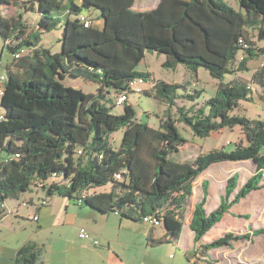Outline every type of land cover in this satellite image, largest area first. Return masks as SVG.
Here are the masks:
<instances>
[{
	"label": "trees",
	"instance_id": "trees-1",
	"mask_svg": "<svg viewBox=\"0 0 264 264\" xmlns=\"http://www.w3.org/2000/svg\"><path fill=\"white\" fill-rule=\"evenodd\" d=\"M237 3L244 14L222 0H159L146 12H134V0H0L3 49L13 56L0 96V150L4 152L0 206L6 199L36 190L45 196L41 202L46 204L40 206L57 196L101 216L114 214L135 223L153 219L157 225H148L147 245L166 242L177 246L198 176L215 163L250 161L255 167L253 175L230 199L238 180L232 174L223 199L209 214L204 208L208 183L202 182V197L194 205L189 224L194 249L186 259L199 264L208 260L213 249L264 236L263 225L244 234L227 232L203 241L233 205L264 188V121L232 114L240 102L255 99L251 85L264 90V62L252 73L251 85L236 78L249 70L250 60L264 59V47L252 48L247 32L256 29L264 39V0ZM9 7L16 15L6 13ZM90 8L100 11L99 27V23L92 26L90 15H82L83 9ZM19 11L36 13L35 31L22 14L17 15ZM58 26L62 28L61 51L51 53L42 46L41 35ZM25 50L29 54L22 55ZM147 51L164 55L165 68L182 65L195 74L202 68L220 81L215 96L206 101L207 112L202 107H179L178 122L199 138L239 127L245 144L241 140L230 151L211 150L192 162L173 161V154L180 153L186 143L175 120H161L160 129L155 130L136 122L132 106L126 104L127 93L132 92L129 82L151 79L137 70ZM225 75L234 77L223 82ZM65 76L95 83L98 93L84 94L64 86ZM177 89V85L158 80L152 82L151 91L141 93L172 106ZM110 94L118 95L117 99L126 96L121 114L111 113L107 106ZM198 95L181 98L193 100ZM257 96L264 103V97ZM119 130L122 139L113 149L109 140ZM107 184L109 191L92 192ZM2 212L0 207V216ZM157 226L165 233L153 240L152 228ZM39 254V248L29 242L17 251L15 264H40Z\"/></svg>",
	"mask_w": 264,
	"mask_h": 264
},
{
	"label": "rangeland",
	"instance_id": "rangeland-1",
	"mask_svg": "<svg viewBox=\"0 0 264 264\" xmlns=\"http://www.w3.org/2000/svg\"><path fill=\"white\" fill-rule=\"evenodd\" d=\"M27 1V0H24ZM140 1V0H137ZM228 6L233 8L235 11H241L244 14V11L240 10L237 0H222ZM142 5L132 8L134 12H139ZM8 15L16 14L15 9L9 7L5 9ZM92 13V15H91ZM22 14L23 20L27 22V25L30 27V30L35 31V22L37 21V15L34 11H19L17 13ZM82 15L88 16L91 19L92 26L95 27L96 23L101 21L100 11L95 8L83 9ZM248 37L253 43L252 48L261 49L264 47V39L259 38V31L256 29H248ZM62 38V28L58 26L51 32L43 33L41 35V44L44 48L50 49L53 53H59L61 51L60 40ZM244 53H240L239 56H243ZM11 54L7 49H3V41L0 35V76H6L5 62H12ZM165 56L157 54L154 52L147 51L145 52L144 59L138 65L137 70L149 74L151 77L150 80H147L143 88L147 91H151V86L149 85L153 81H162L168 84L177 85L178 89L176 91L177 99L175 104L169 106V104L156 100L152 96H147L144 93H127V103L132 106L135 112V121L143 124H147L152 129H160V121L167 118L175 120V127L179 135L186 140L185 145L182 147L180 153L173 154L172 160L175 162L187 161L192 162L200 154L207 153L211 150H220L224 149L230 151L241 142L245 144L243 135L239 127H234L233 129L225 128L220 132H215L209 135L206 138H199L194 136L190 128L184 123L178 122V112L179 107L187 110L190 107L195 109L202 107L205 112L208 111L206 101L211 97L215 96L219 80L213 79L207 71L204 69H199L198 73L187 71L184 66L178 65L175 69H168L162 66ZM264 59L262 56H258L248 62V71L241 72L236 75L238 80L244 81L251 85V75L256 71L260 66H262ZM234 76L225 75L223 82H228L233 79ZM66 87H71L77 90L82 91L84 94H97V85L93 82L83 80L81 78H66L61 82ZM254 92L253 101H242L239 104L238 109H236L232 114L245 117L250 120H263L264 121V103L257 96V94L264 97V90L260 89L255 85H251ZM145 87H148L145 88ZM195 92H198V96L193 100H188L184 97L185 95H193ZM151 94V93H150ZM118 95L110 94L111 102L107 103L108 107H111V113L121 114L123 110V105H116ZM113 105V106H112ZM2 113L3 110H0ZM122 130H119L111 135L110 145L113 149H117L120 145L122 139ZM264 152V147L263 150ZM4 152L0 150V160L3 158ZM253 171H255L253 163L250 161L245 162V164H236L231 169V174L226 178L225 184L219 182L221 178L224 177V170L214 168L210 171L209 174H213L214 180L210 187V195L207 202V210H215L220 201L223 199L225 194V186L227 180L231 177L232 174L236 173L238 176L237 188L233 195L237 193L240 187L252 176ZM210 176V175H209ZM223 176V177H222ZM205 177L201 175L196 180L195 190H194V200L200 201L202 197V188L201 184L204 182ZM110 184H107L104 187L96 188L92 192L100 193L109 191ZM192 198V200H193ZM190 207H187L186 214L188 215ZM24 212V209L21 210V213ZM246 216V218L244 217ZM27 225V224H24ZM264 225V188L260 191H252L244 199H242L238 204L233 205L231 210L226 213L222 220L217 223L207 234L204 236V241L210 242L213 239H216L227 232L235 234H244L248 229H258ZM31 226V225H30ZM32 226L36 228V224L33 223ZM136 226V225H135ZM142 226V225H140ZM147 226V225H144ZM29 227V225L27 226ZM142 228V227H137ZM146 228V227H145ZM157 233L159 234L162 230V227H155ZM66 234L62 238V244L66 246L67 242L80 244L84 243L87 247L92 249H97L99 246H94L90 241V244H86V241L78 238H74L78 234L79 230H75L71 227H66ZM190 230V229H189ZM26 231L23 228H17L14 231H11L9 235L0 236V245L10 244L15 242L18 236H22ZM130 232V231H128ZM67 233H69L67 235ZM190 235L188 234V228L184 225L183 228V237L179 245L181 249L175 246L174 243H160L155 246L147 245L146 238H140L137 236V233L128 234V243L131 246V253L134 256V259H142L143 264H190L186 259V255L191 254V251L184 252L183 249H187L190 246L191 240ZM78 240V243L74 242ZM98 240H100L98 238ZM124 239L119 238V243L122 246ZM58 244V242H56ZM66 250V253L64 252ZM59 257L62 259L66 256L68 249L59 248ZM62 261V260H61ZM88 259H84V262L80 264L87 263ZM205 264H264V236L252 237L251 241L243 240L232 243L231 247H223L220 249H213L210 251L208 260H204ZM207 262V263H206ZM62 264V262H60Z\"/></svg>",
	"mask_w": 264,
	"mask_h": 264
},
{
	"label": "crops",
	"instance_id": "crops-1",
	"mask_svg": "<svg viewBox=\"0 0 264 264\" xmlns=\"http://www.w3.org/2000/svg\"><path fill=\"white\" fill-rule=\"evenodd\" d=\"M158 1L159 0H134L132 8L142 5V7H140L142 9H140L139 12L150 11L156 7ZM98 23L99 27L101 25L100 21ZM27 54H29L28 50H25L22 53V55ZM10 57L13 62V56L11 55ZM12 62L8 64L6 60L5 65L3 64L5 72L6 67L12 64ZM66 78L68 77L65 76L64 80ZM145 88L148 89V87ZM245 162L228 161L215 163L201 174L202 177H205L203 181L208 183V194L204 206L207 214L212 211L207 210L206 205L210 195L212 180H214L213 174H209V176L208 173H210V171L214 168L224 170L225 175L219 180V182H222L224 185L226 178L231 174L232 167L238 163L245 164ZM196 180L193 185V192L189 202L190 211L188 215H185L184 221V225L188 228L191 244L187 247V249H183L184 252H189L194 249L193 233L189 230V224L194 210V205L198 202L193 198ZM261 184H264V175L261 180ZM43 197H45L43 192L34 190L32 192L23 193L16 198H9L5 200L4 204L9 210V213L4 207L2 215L0 216V236L4 235V237L7 238L6 235H9L11 231L16 230L17 228H23L26 232L22 236H18L15 242L0 245V264H15V255L17 251L29 242L35 244V246L39 248L40 254L37 263L40 264H60V262H62V264H80L81 262H84V259H88L85 264H143V261H141L142 259H134V256L131 253V246L128 243V234L137 233V236H140V238H147L149 230L151 229L148 224L143 222L135 223L130 220L120 219L114 214L107 216L97 215L94 211L87 207L79 206L74 201L57 196L49 198L48 205L40 206V202ZM23 202H27V204L23 205ZM22 209H24L23 213H21ZM35 216L37 217V220H34ZM33 223L36 224V228L32 226ZM28 225L29 227H27ZM66 227H71L75 230H79L81 228L86 229L90 237L99 242V248L92 249L83 245L85 242L79 244L78 240H74V242L78 244L67 242L68 245L65 244L66 246H64L62 244V238H64L67 232ZM152 229L153 231L151 233V237L153 240H158L163 237L165 233L163 228L159 234L157 233L156 228ZM68 234L69 233H67V235ZM75 234L76 232L74 233V238L80 239L78 234L76 236ZM121 237L124 239L122 246L119 243V238ZM182 237L183 229L180 240L176 246L179 249H181L179 243L182 240ZM98 238L100 240H98ZM56 242H58V244H56ZM86 244L89 246L90 241H86ZM58 247L68 249L66 256L62 259L59 257ZM146 247H149V245H146ZM64 252L66 253V250ZM199 264H205V262H200Z\"/></svg>",
	"mask_w": 264,
	"mask_h": 264
},
{
	"label": "built area",
	"instance_id": "built-area-1",
	"mask_svg": "<svg viewBox=\"0 0 264 264\" xmlns=\"http://www.w3.org/2000/svg\"><path fill=\"white\" fill-rule=\"evenodd\" d=\"M83 20V18H81ZM89 24V22L86 20L84 21V26L87 27ZM244 47H246V45H244ZM15 58H18V55L15 56ZM6 81V76H0V96L3 95V86H4V83ZM146 81L143 80V78H133L130 82H129V90L132 91V92H135V93H141L143 90H145L143 88V85H145ZM126 100V96L125 95H122L120 96L118 99H117V104L118 105H121L124 103V101ZM3 119V113L0 112V120ZM80 153V152H79ZM116 178L120 179V175H117ZM27 202H23V205H26ZM40 204H46L45 201H42ZM1 208H4L5 207V204L2 203ZM5 210L8 211L9 213V210L5 207ZM34 220H37V217L35 216L34 217ZM143 223L145 224H148V225H157V222L153 219H150V218H144L143 219ZM78 236L80 239L82 240H89L92 242V244L94 246H98L99 245V242L96 240V239H93L90 237L88 231L84 228H81L79 229V232H78Z\"/></svg>",
	"mask_w": 264,
	"mask_h": 264
}]
</instances>
